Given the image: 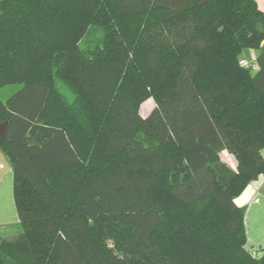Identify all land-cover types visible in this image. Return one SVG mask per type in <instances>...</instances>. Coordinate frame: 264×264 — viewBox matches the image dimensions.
Masks as SVG:
<instances>
[{
	"label": "trees",
	"instance_id": "obj_1",
	"mask_svg": "<svg viewBox=\"0 0 264 264\" xmlns=\"http://www.w3.org/2000/svg\"><path fill=\"white\" fill-rule=\"evenodd\" d=\"M7 85L21 86L0 99L19 224L0 264H264L235 202L264 179L256 0H0Z\"/></svg>",
	"mask_w": 264,
	"mask_h": 264
},
{
	"label": "crops",
	"instance_id": "obj_2",
	"mask_svg": "<svg viewBox=\"0 0 264 264\" xmlns=\"http://www.w3.org/2000/svg\"><path fill=\"white\" fill-rule=\"evenodd\" d=\"M256 2L259 9L264 12V0H256ZM259 52V50H245L241 59L254 64ZM255 71L257 68L254 69ZM224 154L229 153L224 151L220 154L222 162L236 171L235 158L230 157L232 156L230 154L223 157ZM262 155L264 157V150ZM9 162V157L0 151V239L13 238L18 233L19 217L13 194V168ZM235 202L246 210L244 224L248 248L258 252L259 248L264 245V179L259 178L252 182Z\"/></svg>",
	"mask_w": 264,
	"mask_h": 264
},
{
	"label": "rangeland",
	"instance_id": "obj_3",
	"mask_svg": "<svg viewBox=\"0 0 264 264\" xmlns=\"http://www.w3.org/2000/svg\"><path fill=\"white\" fill-rule=\"evenodd\" d=\"M102 43H103V31L99 27L92 26L88 29L87 34L85 35V37L80 42V48L83 52H85L87 55H89L97 47L102 46ZM20 88H21L20 85H7V86L1 88L0 89V99H2L3 101L8 100ZM58 89L66 97L68 102H72L74 100V95L60 82H58ZM154 107H155V103H154L153 99H147L139 105V112L143 117H147ZM0 151H2V153L4 155H6V153L3 150H0ZM229 154H224L223 157H227V155H229ZM230 155H232V154H230ZM230 157H234V156L232 155ZM9 163H10V166H12L11 162H9Z\"/></svg>",
	"mask_w": 264,
	"mask_h": 264
},
{
	"label": "water",
	"instance_id": "obj_4",
	"mask_svg": "<svg viewBox=\"0 0 264 264\" xmlns=\"http://www.w3.org/2000/svg\"><path fill=\"white\" fill-rule=\"evenodd\" d=\"M7 123L0 125V137L5 142L7 138Z\"/></svg>",
	"mask_w": 264,
	"mask_h": 264
},
{
	"label": "built area",
	"instance_id": "obj_5",
	"mask_svg": "<svg viewBox=\"0 0 264 264\" xmlns=\"http://www.w3.org/2000/svg\"><path fill=\"white\" fill-rule=\"evenodd\" d=\"M240 65H241L242 67L250 68V69H256V68H257L256 64H251V63H248L247 61H244V60H242V61L240 62Z\"/></svg>",
	"mask_w": 264,
	"mask_h": 264
}]
</instances>
